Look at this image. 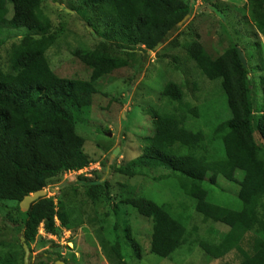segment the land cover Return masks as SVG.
Listing matches in <instances>:
<instances>
[{"label":"trees","instance_id":"obj_1","mask_svg":"<svg viewBox=\"0 0 264 264\" xmlns=\"http://www.w3.org/2000/svg\"><path fill=\"white\" fill-rule=\"evenodd\" d=\"M44 1L0 0V59L5 52L8 63L0 61V216L4 220L1 231L5 235L11 228L17 234L15 245L7 255L3 256L4 244L0 242V264L24 263L20 237L25 238L30 249V264L58 261L69 264L62 248L41 236L40 229L46 235L61 237L62 229L77 230L86 226L87 214L82 207L85 203L76 199L83 188L86 200L94 207L106 201L118 215L120 205H125L151 228V235L143 236L141 242L132 221L127 222L125 239L120 237V226L115 224L113 240L102 237L100 240L111 264H126L127 244L136 259L142 261L143 244L149 245L150 254L169 259L188 243L191 237L188 217L176 215L170 205L158 204L133 192L115 203L108 180L97 171L92 178L79 176V188H72L73 193L67 195L62 191L58 202L45 197L35 202L27 213L20 209L25 197L93 164L85 152L86 139L77 131L74 112L93 106L99 81L125 68L129 60L141 59V53L155 52L160 42H169L177 33L183 40L188 60L193 63L194 74L200 78V82L195 80L194 89L203 96L204 109L185 103L182 84L166 82L161 98L167 106L177 107L153 111L154 129L143 140L142 156L120 172L133 177L137 172L134 168L141 166L160 169L163 174H159V182L171 176L177 178L178 190L194 202L195 212L212 227L224 228L223 232L209 229L199 243L206 259L220 260L233 252L240 264H264L261 43L245 50L248 61L245 67L239 58L238 44L228 47L221 55H214L195 39L198 35L195 37L179 26L187 16H193L194 0H80L81 5L68 3L67 8L83 16L91 26L93 16H104L105 24L92 50L73 51V56L90 70L89 80L61 78L54 73L47 58L61 32L55 30L46 14ZM245 7L256 35L264 38V0H247ZM252 60L256 62L259 86L251 75ZM220 88L227 105L223 120L207 133L190 127V120L205 119L204 113L210 111L211 94ZM257 88L258 106L254 100ZM163 170H168L167 174ZM226 186L236 189L230 206L218 203L210 191V187L224 189ZM7 203L15 207L6 208ZM87 205L90 206L86 201L85 208ZM95 222L105 233L104 222ZM48 243L52 248H60L58 252L47 249ZM39 249L40 253L33 256Z\"/></svg>","mask_w":264,"mask_h":264},{"label":"rangeland","instance_id":"obj_2","mask_svg":"<svg viewBox=\"0 0 264 264\" xmlns=\"http://www.w3.org/2000/svg\"><path fill=\"white\" fill-rule=\"evenodd\" d=\"M55 1L56 4L63 3L64 9L69 11L71 10L67 8L68 3L81 5L80 0ZM193 3H195L194 14L181 28L195 37L198 35L195 39L210 53L221 55L228 47L238 44L239 49L246 55L245 50L249 51L260 42L264 56V38L262 36L258 38L253 21L247 17V10L245 11L247 0H194ZM44 8L55 30L61 32L57 42L47 53L52 70L61 78L89 80L90 70L73 56V51L77 48L88 50L94 48L100 40L99 31L104 28V16H93V26H91L83 16L74 12L67 13L51 1L45 0ZM178 34L155 52H149L147 55L141 53L143 56L141 59L127 60L125 68L99 81L98 94L94 97L93 106L74 112L78 123L77 131L86 139L85 152L93 160V164L82 172L70 173L54 181L52 187L45 189L46 197L54 198L58 202L62 198V191L67 195L73 193L72 188H79V176L92 178L93 172L97 170L100 176L103 175L104 180H108L110 194L115 203H120L124 195L133 192L158 204L170 205L176 215L181 214L189 218L188 229L191 237L184 248L171 258L160 259L150 254L149 245L143 244V260L139 261L127 244L124 252L126 264H240L233 252L220 260H209L202 254L199 243L205 238L209 229L214 228L223 232L224 228L212 227L211 223L205 222L203 217L195 212L194 202L178 190L176 177L171 176L159 182V174H163L159 172L160 169L141 166L134 168L137 172L133 177L120 172L121 168L130 166L134 160L142 156L143 140L150 135V129L152 127L154 129L153 111L163 107L174 110L177 107V105L167 106L166 100L161 98L162 88L166 82L174 81L182 84L186 94L185 103L204 109L205 103L201 98L203 96L194 89L195 80L200 82V78L194 74L193 63L188 60L182 44L183 40ZM0 61L8 64L5 52L1 54ZM255 67L256 62L252 60L251 75L259 86L260 78ZM254 100L258 106L260 104L258 88L254 91ZM226 106L222 89H217L211 94L210 111H205L203 115L206 120L203 118L201 121L190 120L189 126L201 128L207 133L210 127L223 120ZM205 146L209 147L208 142ZM106 148L108 151L105 150ZM262 148L264 149V145ZM163 171L165 174L168 172V170ZM223 188L210 187V191L214 193L218 203L222 202L230 206L236 195V189H229L227 186ZM76 199L85 203L82 207L85 215L87 214L86 226L77 230L61 228V237L46 235L44 229H40L41 236L50 238L56 246L62 248V255L69 264H111L103 252L100 240L101 237L109 241L113 240L115 224L120 226L119 235L124 239L128 221L134 223L133 230L138 234L141 242L143 236H148V233L151 235V228L147 226L146 220L130 209L131 213L125 205H120L118 215L111 207L112 204L106 201L94 207L86 200L84 188L79 190ZM86 201L90 206L87 205L85 208ZM5 207L14 208L15 204L7 203ZM95 220H99L101 224L104 222L105 233L101 232ZM3 222L0 216V242L4 244L1 248L5 251L4 256L13 249L17 234L8 228V233L3 235L1 231ZM56 224L60 226L58 221ZM123 242L125 244L126 241ZM50 246L48 243L47 249H52V252H58L60 249ZM39 253L40 249L33 256ZM54 256L57 257L56 254Z\"/></svg>","mask_w":264,"mask_h":264},{"label":"water","instance_id":"obj_3","mask_svg":"<svg viewBox=\"0 0 264 264\" xmlns=\"http://www.w3.org/2000/svg\"><path fill=\"white\" fill-rule=\"evenodd\" d=\"M56 7H58L59 9L63 10L64 7L60 4H55ZM65 10V9H64ZM67 13H72L71 11L69 10H65ZM190 17L187 16L185 18V20L179 24V26H182ZM164 44V41L160 42L158 48L160 46H162ZM238 53H239V58L242 62V64L247 67V59L245 58V55L243 53L242 50H238ZM46 197V191L45 190H42V191H39L37 193H34L32 195H29L27 197L24 198V200L21 202L20 204V209L23 213H27L29 212L30 208L32 207V205L37 202L38 200L42 199V198H45ZM21 245H22V248L24 250V263L23 264H30V256H31V253H30V249L28 247V245L26 244V240L24 237H21ZM56 264H66L64 263L63 261H58L56 262Z\"/></svg>","mask_w":264,"mask_h":264},{"label":"built area","instance_id":"obj_4","mask_svg":"<svg viewBox=\"0 0 264 264\" xmlns=\"http://www.w3.org/2000/svg\"><path fill=\"white\" fill-rule=\"evenodd\" d=\"M92 165H90V167H91ZM86 170V169H85ZM95 171H97V170H95ZM82 172V171H81ZM70 174V173H69ZM72 174V173H71Z\"/></svg>","mask_w":264,"mask_h":264},{"label":"clouds","instance_id":"obj_5","mask_svg":"<svg viewBox=\"0 0 264 264\" xmlns=\"http://www.w3.org/2000/svg\"><path fill=\"white\" fill-rule=\"evenodd\" d=\"M89 168V167H88ZM84 171V170H83ZM75 173V172H74ZM69 174V173H68Z\"/></svg>","mask_w":264,"mask_h":264}]
</instances>
